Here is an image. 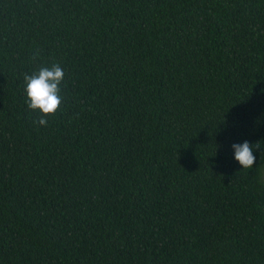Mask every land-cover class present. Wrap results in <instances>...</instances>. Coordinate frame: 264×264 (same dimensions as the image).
Instances as JSON below:
<instances>
[{"label": "trees", "instance_id": "16d2710c", "mask_svg": "<svg viewBox=\"0 0 264 264\" xmlns=\"http://www.w3.org/2000/svg\"><path fill=\"white\" fill-rule=\"evenodd\" d=\"M261 89L264 0H0V264H264Z\"/></svg>", "mask_w": 264, "mask_h": 264}, {"label": "clouds", "instance_id": "9594fccd", "mask_svg": "<svg viewBox=\"0 0 264 264\" xmlns=\"http://www.w3.org/2000/svg\"><path fill=\"white\" fill-rule=\"evenodd\" d=\"M65 72L60 64H53L51 67L40 68L37 74H25V92L27 95V106L31 110L39 113V119L35 121L40 126H47L49 116H54L60 109L63 97L60 95V85L64 81ZM264 92V89H261ZM264 139L254 143L245 140L243 143H234L235 160L239 162L243 169L250 170L254 167L256 157L253 149L261 150L264 155Z\"/></svg>", "mask_w": 264, "mask_h": 264}]
</instances>
